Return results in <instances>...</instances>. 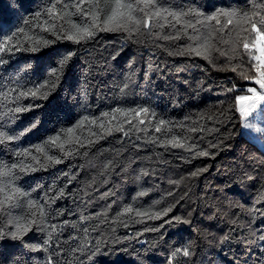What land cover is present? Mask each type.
Wrapping results in <instances>:
<instances>
[{
	"label": "trees",
	"instance_id": "trees-1",
	"mask_svg": "<svg viewBox=\"0 0 264 264\" xmlns=\"http://www.w3.org/2000/svg\"><path fill=\"white\" fill-rule=\"evenodd\" d=\"M168 2L199 8L206 14L220 8L247 11L251 7L248 0ZM49 3L0 0V42L12 36L21 48L0 54L7 61L0 65V91L17 82L44 92L41 85L47 81L50 89L46 99L23 100L39 107L19 114L15 123L8 124L4 115L5 108L14 105L0 106L4 117L0 131L11 134L39 121L20 139L0 144V162H17L15 153L32 150L41 163L25 157L24 162L36 170L18 172L17 184L40 203L45 193L57 195L52 188H63L64 195L48 203L43 229L32 225L22 239L7 235L0 239V264H48L49 259L52 264H264V149L244 135L233 99L242 86L254 85L239 75V67L232 70L243 62L246 74L254 76L250 57L236 55L230 60L234 53L227 43L218 44L226 55L213 52L211 62L195 55H177L188 43L184 38L160 39L155 35L160 29L143 27L131 36L123 31H101L79 44L56 39L43 30L45 17L37 16ZM162 31L169 33L170 29ZM224 35L227 38V32ZM29 37L54 43L35 52L23 50L32 46ZM219 39L217 33L214 42ZM70 52L74 55L57 72L59 80L52 88L56 79L52 73ZM233 86L236 91H229ZM137 107H148L150 112L135 118L123 112L115 113V119L103 116L116 108ZM85 116L89 121L75 127ZM161 118L184 126L175 127L174 132L189 138L186 148L196 145L192 152L153 142V137L163 135V129L154 131ZM92 119L97 123L91 124ZM129 119L131 123H126ZM141 119L144 124L138 123ZM101 120L106 129L112 128V134L97 139L91 133L100 132ZM118 123L128 135L115 130ZM67 128H74L71 137H78L83 147L66 145L75 150L63 155L47 145V154L63 155L58 164L34 151ZM189 128L204 130L189 132ZM201 150L208 155H193ZM129 207L133 211L125 212ZM166 209V215L150 218ZM11 219L7 215L0 219L5 233L13 230ZM48 224L59 226V247L54 234L53 246L44 251L39 246L47 238ZM97 242L99 252L89 259ZM78 247L83 251H76ZM185 247L190 256H173Z\"/></svg>",
	"mask_w": 264,
	"mask_h": 264
},
{
	"label": "snow or ice",
	"instance_id": "snow-or-ice-1",
	"mask_svg": "<svg viewBox=\"0 0 264 264\" xmlns=\"http://www.w3.org/2000/svg\"><path fill=\"white\" fill-rule=\"evenodd\" d=\"M250 9L247 11H241L236 8L225 10L223 8L217 9L210 14L202 12L199 8L188 7L184 5H173L168 0L161 3L160 0H50L49 5L43 10L42 13H38L37 16L43 15L45 17L43 21V30L50 32L56 39H67L74 43H81L92 39L98 32L101 31H123L131 36L132 34L141 31V27L144 29H160L156 31L155 35L160 39H181L184 38L188 43L186 46L177 53V55H195L207 59L211 62L210 58L213 52L220 55H226L225 51H222L218 46L219 43L231 44V51L234 56L229 59L235 58L236 55H247L250 57L248 65L255 69L254 76H248L246 73L247 68L243 67V62L232 67L233 71L240 68L239 75L244 79L252 80L256 86H242L234 99V106L239 113V119L242 121V126L245 129H250L256 133L264 134V128L257 126L253 121L256 119L264 120V0H248ZM79 16L80 19L73 20L72 17ZM221 17L224 19L222 20ZM258 17V18H257ZM215 22V23H213ZM232 25L233 27H229ZM167 27L170 29L169 33H164L162 30ZM20 33L24 32L23 28L18 30ZM227 32V38L225 37ZM217 33L220 34V39L217 42ZM243 33H254V35L245 36ZM149 34H152L149 32ZM15 35V34H14ZM32 46L26 51H37L39 47L54 43L49 39H33ZM11 45V47H10ZM249 50L244 53L239 52V49ZM13 49L21 50L13 43V37L0 42V54L6 50L12 52ZM74 53H68L64 55L58 64L57 70L52 73L56 79L52 82V88H55L56 82L59 80L57 72H62L64 67L69 63ZM255 61L256 63H253ZM2 56H0V65L6 63ZM47 81L41 87H45V91L41 92L40 88L33 86L31 88L26 87L23 83H15L13 86L8 87L4 91H0V106L12 104L13 107H6L4 115L7 116L8 124L15 123L20 119L19 114L31 111L34 107H39L35 104H24L23 100L32 97L47 98L50 89L46 87ZM125 88L127 85L124 86ZM229 91H236L235 86L229 89ZM230 110V109H229ZM123 112L125 115L131 114V118L139 117L142 113H149L148 107H137L114 109L113 113H104L103 116L109 115L115 119V113ZM256 114L253 116V114ZM155 116L154 112L152 113ZM252 118L250 120L249 118ZM3 116H0V120H3ZM85 121H89V117L85 116L81 119L75 127L82 126ZM131 123V119L125 121ZM222 122V121H218ZM91 124H96V119L90 121ZM110 123V122H109ZM139 124H144V120L138 121ZM39 125L38 120H33L26 128L10 134L9 131H0V144H4L8 141H15L20 139L27 132L32 131ZM100 129L99 133L92 132L91 135L97 139H102L104 134H112V128H105V122L103 120L98 124ZM133 127H136L133 125ZM175 127L183 129V125H174L173 122L159 119L154 127L156 133H161L163 129V135L161 137H153V142L160 141L161 147L170 146L172 148H182L186 151L192 152L196 147L195 144H189L186 148V142L189 139L184 135H178L174 132ZM116 131L124 132V135H128V132L124 131L122 124L118 123L115 127ZM139 131H146V129H138ZM203 128H189V132L203 131ZM74 128L62 129L60 132L52 137H49L44 144L37 145L35 152L44 153L45 159L53 163H60L63 155H70L74 148H66V145H79L83 147L84 144L77 137L72 139L71 134ZM62 136L64 139H62ZM138 139L140 137H137ZM93 141H88L92 143ZM51 145L59 149L63 155L47 154L45 147ZM17 162L3 163L0 162V219L7 215L12 217L9 221L13 224V230L5 233L0 229V239L5 235L11 239H22L24 233L31 229L32 225H36L43 229V226L47 223V214L45 208L49 202H55L60 196L64 195L63 188L50 189V191H57L56 196H48L45 193L46 199L43 203H40L37 199L31 197L30 191L25 190L17 184L20 179L19 173H27L29 171H35L31 163H25L24 158L31 156L32 161L40 164L41 161L32 150L25 149L23 151L15 153ZM86 155V153H85ZM194 156H206L207 152L201 150L199 152H193ZM41 166H44L41 164ZM18 170V171H17ZM196 175L197 172L192 173ZM251 179V177H249ZM143 195V193H141ZM21 210V211H17ZM166 209L162 213H154L153 217H160L166 215ZM125 212H132V208H126ZM136 215H146V213L136 212ZM26 219V223L22 224L21 221ZM178 219V218H177ZM47 238L43 242V246H39L41 250L47 251L48 248L53 246L54 234H56V247H59V234L57 233L58 225L48 224ZM75 227V226H74ZM83 231L87 235L88 229L84 228ZM264 239V237H261ZM27 243V242H25ZM84 247H92L90 244H85ZM100 248V242L96 243L94 250L91 252L89 259L94 257ZM76 251H83L82 247H78ZM182 255L188 257L191 255L189 248L177 249L173 256ZM48 264H52L49 259Z\"/></svg>",
	"mask_w": 264,
	"mask_h": 264
},
{
	"label": "rangeland",
	"instance_id": "rangeland-1",
	"mask_svg": "<svg viewBox=\"0 0 264 264\" xmlns=\"http://www.w3.org/2000/svg\"><path fill=\"white\" fill-rule=\"evenodd\" d=\"M253 86H256L258 88L257 85H253ZM255 115L256 114L254 113L253 116H255ZM249 119L252 120L251 117ZM253 122L256 123L257 126H259L261 128H264V120L256 119ZM242 128H243V126H242ZM243 132H244V135L249 140H251L252 142L256 143L260 148L264 149V134H262V133H256L253 130L245 129V128H243Z\"/></svg>",
	"mask_w": 264,
	"mask_h": 264
}]
</instances>
